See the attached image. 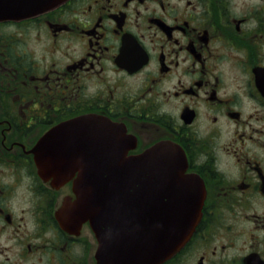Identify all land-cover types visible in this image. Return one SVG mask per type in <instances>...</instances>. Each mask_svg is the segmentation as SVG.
Here are the masks:
<instances>
[{"label": "flooded vegetation", "instance_id": "af4514ba", "mask_svg": "<svg viewBox=\"0 0 264 264\" xmlns=\"http://www.w3.org/2000/svg\"><path fill=\"white\" fill-rule=\"evenodd\" d=\"M6 26L0 264H98L89 222L57 214L76 163L102 153L87 114L121 129L127 154L183 152L200 217L161 264H264V0H66ZM42 159L73 176L43 179Z\"/></svg>", "mask_w": 264, "mask_h": 264}, {"label": "water", "instance_id": "95a60500", "mask_svg": "<svg viewBox=\"0 0 264 264\" xmlns=\"http://www.w3.org/2000/svg\"><path fill=\"white\" fill-rule=\"evenodd\" d=\"M64 1L0 0V21L29 18ZM78 119L102 153L86 158L85 166L76 163L74 199L58 209L60 221L65 214L70 221L89 222L98 240V264H161L184 244L200 216L201 189L184 173L182 150L159 141L127 154L128 140L117 126L90 114ZM44 159L38 164L43 179L73 176V171H49Z\"/></svg>", "mask_w": 264, "mask_h": 264}, {"label": "rangeland", "instance_id": "374dc122", "mask_svg": "<svg viewBox=\"0 0 264 264\" xmlns=\"http://www.w3.org/2000/svg\"><path fill=\"white\" fill-rule=\"evenodd\" d=\"M0 31H1V33L3 34H0L1 36V40H7V41H10L9 43H13V41L12 40H14L15 41V39H16V37L15 36H11V35H13L14 34V32H15V30H13V27L12 28H10V27H5V28H3V29H1L0 28ZM10 38H11V40H10ZM32 38H31V36L30 35H28V40H27V46H28V48L29 49H31V46H33V44H32Z\"/></svg>", "mask_w": 264, "mask_h": 264}]
</instances>
